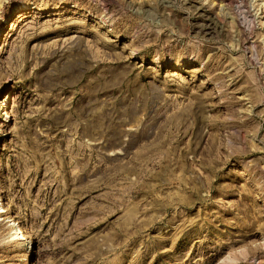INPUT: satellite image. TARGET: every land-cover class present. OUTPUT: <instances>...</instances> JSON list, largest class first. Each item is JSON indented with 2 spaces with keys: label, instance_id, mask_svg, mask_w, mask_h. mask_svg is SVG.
<instances>
[{
  "label": "rangeland",
  "instance_id": "374dc122",
  "mask_svg": "<svg viewBox=\"0 0 264 264\" xmlns=\"http://www.w3.org/2000/svg\"><path fill=\"white\" fill-rule=\"evenodd\" d=\"M0 264H264V0H0Z\"/></svg>",
  "mask_w": 264,
  "mask_h": 264
},
{
  "label": "bare ground",
  "instance_id": "6f19581e",
  "mask_svg": "<svg viewBox=\"0 0 264 264\" xmlns=\"http://www.w3.org/2000/svg\"><path fill=\"white\" fill-rule=\"evenodd\" d=\"M20 237L18 239H24L25 238V234L23 232L20 233Z\"/></svg>",
  "mask_w": 264,
  "mask_h": 264
}]
</instances>
